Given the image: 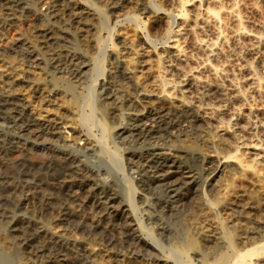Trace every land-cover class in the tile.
<instances>
[{
	"label": "bare ground",
	"instance_id": "1",
	"mask_svg": "<svg viewBox=\"0 0 264 264\" xmlns=\"http://www.w3.org/2000/svg\"><path fill=\"white\" fill-rule=\"evenodd\" d=\"M31 1L29 5V12H32L31 14L16 16L14 18L15 21L7 22L8 29H5L4 26H2L4 29L0 28V89L6 86L8 88H5L6 93L14 92L19 97V102L10 101V106L6 110V118L13 120L14 123H19L14 124V128H19L24 135L27 134L35 139L39 138L49 149H53L52 147L57 139L75 150L94 148L96 143L95 137L93 139L91 134L92 129H101L103 137L110 133V126L103 119V114L99 112L100 116L102 114V117L95 115L96 109H94V106H98L94 103H96L95 100L99 96V104L101 106H99L98 110H103L105 106L107 109V105L104 104L105 106L103 107L102 103L106 102L107 98L111 96L106 92L107 89L105 88L107 87L101 82L93 84L87 93L80 92L81 89L78 91L79 86L76 83L83 76L86 77V73L91 67L89 59H87L88 57L85 54L87 52L82 51V45H77L74 42V38H76L75 31H81L84 26L88 25L90 17L92 18L97 13L99 14L100 8L89 0H87V3L81 0ZM204 1L198 0L196 3L192 2V5L189 0H179L180 8L178 7L179 9L176 14L179 19L177 27L169 31L166 40H164L166 44L163 42L164 46L162 48L164 49H162L161 53L157 54L159 60H163L164 62L172 56L175 60L182 63V65L183 63L185 65L189 62V58L188 53L184 50V45L190 43L196 48H201L202 50L200 51L202 53L204 50L205 56L203 60L200 63L198 62V65L195 63V67L185 68V66H182L181 69L179 68L177 70L178 77L176 76L178 79L174 78L175 76L173 77V69L170 68L168 70L166 67L165 70V66L163 65V69L153 74V86L151 85L153 88H143L139 92L138 98H141L147 104H141V108L129 111L128 115L126 114L127 121L125 119V122L118 121V125L120 126L116 124L118 126L117 134H126V138L128 137V133L131 132L136 137V140H141L139 146L133 151L134 157L142 159L143 163L148 164L149 169L152 167L150 174L144 175L143 181L145 183L143 185L148 186V184L150 185L154 182L161 183L165 187L169 197L178 200V204H180L175 209L170 210L168 199L156 198L157 205L161 208L166 207V210L169 209L168 212L174 214V217L177 218L176 229L172 231L169 227L168 230H165L171 240L173 239L171 245H164L158 238L161 236L159 234L161 230H159L158 234L160 236L158 237L152 236V233H147V236H142V234L136 235L137 237L134 236L133 240L131 239V245L133 246L131 249L139 253H153L156 256L154 264H264V166L262 165L264 161V138L258 135L259 138L257 139L250 137L251 139L246 141L243 137L245 135L242 136L239 134L240 131H237L240 125H236L235 121H230V125H226V127L216 125L220 127L216 131L206 121L209 117L219 116L224 113L227 105L235 99L244 98L246 94L244 93V89L246 88H243V85L247 82V84L251 83L252 88L257 91L262 89L261 78L253 70L255 69V64L249 61V63H246L245 61L244 65L238 64L240 67L235 69L239 71L235 72L234 70L232 72L230 67L236 68L237 66L235 67L231 64L228 70L227 63L224 62V64H227V66L225 65L226 68L222 65V62L221 65L213 64L211 60L218 57L221 52H224L222 51L225 49L223 45H225L224 42L227 44L228 39H231L230 42L232 40L239 41V39H243L245 40V42L243 41L244 44H242L244 48L241 47L244 51L254 55L255 58H258L264 64V61H262L264 51L260 50L261 46L264 47L263 28L261 27L262 30L260 31L259 28L257 29V25V27L255 26L256 29H253L254 26L253 28H249L243 23L242 14L239 15L240 13L236 12L239 9L235 6L236 0ZM186 2L187 4L189 2L190 6L192 5L191 8H187L189 17L184 16ZM112 8L119 16L124 14L120 4ZM157 8L155 11H160V8ZM36 21L39 22V27L36 25L38 28L35 30L34 41H20L22 50L25 49V53H21V56L8 54L4 48L7 50L14 48L13 45L15 43H13V40L15 39L13 37H15L14 34L19 29L18 25L21 26L25 23V25L31 26ZM57 21L61 22L62 25H58ZM199 30L204 31V33L209 30L212 38L198 36ZM201 34L200 32L199 35ZM71 36L73 42H71V39L70 42L67 40ZM150 40V38H144V41L149 45L152 41ZM168 42L170 43L167 45ZM102 43L100 38L96 36L93 38L90 48L92 47L97 52H100L103 50ZM128 44L125 41L123 48L129 49ZM235 44L237 43L235 42ZM83 47L84 49L85 47L87 48L84 45ZM169 53L172 55H169ZM116 57L125 75L129 79L136 80L135 65H131V60H128V56L126 58V56L120 53ZM31 58L32 61H30ZM262 63L261 65H263ZM252 65L254 66L253 69ZM99 66L94 65L96 71ZM230 70L232 73L229 72ZM234 72H238V74ZM259 75L261 76V73ZM219 80L226 83L223 85ZM74 81L77 82L74 83ZM152 96L155 99L151 100ZM104 97H106V100L103 99ZM212 98H217L222 103L219 102L221 104L215 105L209 103L210 101L207 102V99ZM119 100L118 102H121ZM138 102L139 99H128L129 104H139ZM117 119L119 120L120 118ZM231 119H235L233 118V114ZM77 121L84 124L82 126L85 127L86 131L79 128L80 125H78ZM248 126H250L249 123ZM225 131H229L232 141L228 140L225 136ZM242 132L244 131L242 130ZM157 133L159 135L154 138L153 134ZM162 137L175 141L177 143L175 148L167 149L165 148L166 146L163 147L161 143L163 139L159 140ZM18 139L13 137H9L8 139L5 138V135L0 134V146L8 149L18 148ZM100 142L103 143L102 138ZM250 150L254 152L251 151V153ZM248 153L249 155H253L252 158L248 159L244 157ZM53 155L56 156L54 152L47 154L46 159L39 164V167H34L33 169V175L39 176V184L44 183V181L48 183L55 181L57 185H55L56 190L59 188L68 189L71 194L70 197L81 203L87 201V198L89 200L93 198L98 209L102 210L104 215L108 214L107 210L116 205V202L118 204L120 202L122 210L128 211L127 220H124L121 225L124 227L122 231L133 230L131 221L128 220H133L135 216L132 211L134 205L131 196L134 188L131 185H127L129 193L127 202L123 203L112 193L103 190V187L99 182L95 181L92 176L93 174L91 175L92 171L90 172L86 165L79 164V160L78 164L74 163L76 156L70 154L64 156L65 154H63L60 157L57 154L56 158L59 160L60 165L54 168L53 165L56 159H54ZM112 157L117 160L113 155ZM17 163L18 159H15L12 163L5 164L4 166L5 168L8 167V169L15 170ZM13 172L15 173V171ZM17 182H11L10 191H12L13 196L19 204L24 203V206H26L25 198L20 193L24 192V190L25 193L26 190H28L27 193L31 190L33 191V188H37L38 185L29 181ZM203 182L205 184L207 182L211 186L210 198L203 196L201 194L202 191L197 189L198 183L202 184ZM82 186L89 193L86 200L84 198L81 199L78 192L73 190L75 187L83 188ZM158 186L160 185L158 184ZM81 192L83 193V191ZM184 194L185 196L183 197ZM25 195L27 196V194ZM36 195L37 193L34 196ZM195 195L199 200L192 205L189 203V208L184 211L185 205L189 201H192ZM40 199L42 204L46 206L53 200L45 193L40 195ZM69 205L71 206V204ZM58 210L57 216L55 214L52 215V213H48L47 217L45 216L49 221L48 225L44 223L39 225L40 231L43 233L42 235L54 241L53 244L56 242L60 246L71 244L81 247L84 252V262L86 261L87 264H103V261L105 264H123L120 263V260L124 258L128 259L129 264H142V262L135 263L130 261V259L136 261L137 257L127 255L128 253L122 254L118 258L119 260L113 258V255H110L109 252V256H107L105 252L104 254L101 251V247L95 245V242L92 240L85 242L87 239H84V241L71 231L70 223H79L86 220L99 221L94 218L95 216H91L88 219V217L83 216V212L81 214L79 210L66 207L65 205L59 206ZM237 210L238 213L235 215ZM156 218V221L159 220V217ZM116 233V235L120 234L118 231ZM100 241L102 240L100 239ZM192 258L196 259V262ZM113 259L117 261H113ZM63 260L60 264L67 263V261Z\"/></svg>",
	"mask_w": 264,
	"mask_h": 264
},
{
	"label": "rangeland",
	"instance_id": "2",
	"mask_svg": "<svg viewBox=\"0 0 264 264\" xmlns=\"http://www.w3.org/2000/svg\"><path fill=\"white\" fill-rule=\"evenodd\" d=\"M30 1L31 0H0V24H1L0 28L4 26L5 29H8L7 27H9L8 26L9 21H15L14 18L16 16L19 17L20 15L26 16V15L31 14L32 12H29L30 11L29 5L31 4L32 1L31 2ZM81 1L85 3L88 2L87 0H81ZM89 1L93 2L94 5L100 8V13L99 14L97 13L99 17L96 16L97 14L94 15L92 18L90 17L88 21V25L84 26L81 31H78V32L75 31L76 35L75 34L74 35L76 38H74V42H76L77 45L79 44L82 45V47L83 45L87 46L88 49L86 47L85 49L84 47L83 48L81 47V49L82 51H85L90 54L89 55L85 53L86 56L88 57L87 59H89L91 68L87 71L86 77L83 76L81 79L78 80V82L74 81V83L77 82L76 84L77 86H79L78 91L81 89L80 92L87 93V91H89L90 87L93 84H96V83L98 84L101 82L107 87L105 88L107 89L106 92H108L111 97L112 96L115 97V98L113 97L107 98V100H106V97H104L103 99H105L106 102L102 99L104 101V102L102 101L103 107L107 105V109L105 106L103 110H98L100 108L99 106H101L99 104L100 103L99 96H97L98 102L97 100H95L96 103H94L98 106V107L94 106V109H96L95 115L99 117L100 116L99 112L103 114V119L105 120L107 125L110 126V129H109L110 133H108L107 136L105 135V137H103L101 133V129L99 130L96 128L92 129L91 134L93 136V139L95 137L96 144H95V147L91 149L75 150L69 146H66L67 145L66 143L64 145V142L58 139L55 140L56 143L54 142V145L52 147L53 149H49L47 145L44 142H42L39 138L35 139L33 137L28 136L27 134L24 135L21 132V130H19V128H16V127L14 128V124H19V123H14L13 120L7 119L6 110L10 106V101L13 100V102H19V97L14 92L6 93L7 92L5 90V88H7L6 86L0 89V134L5 135V138H8V139L9 137L19 138L18 148L8 149L6 147L0 146V167H2L0 169V264H60L63 259H64L63 261H67L66 264H87L86 261L84 262L85 260L83 259L84 252L81 247L73 246L71 244H65L63 246H60L56 242H55L56 244L55 245L53 244L54 241L46 238V236L42 235L43 233H41L40 231L39 225L43 223L45 225H48L49 221L47 218H45V216L47 217L48 213H52V215L53 214L56 215L57 212L59 211L58 210L59 206L61 205H65L66 207L79 210V212L81 214L84 213L83 216L88 217V219H90L91 216L92 217L95 216L94 218L100 221V222L99 221L93 222V221L86 220V221L79 222V223L72 222L69 224V226H71L70 227L71 231L77 236L81 237L82 240L87 239L86 241L84 240L85 242H87L88 240H92L93 242H95V245L98 247H101L102 248L101 251L103 253L105 252L106 254L105 253L104 254L107 256H109L108 255V252H109L110 255H113V258L118 259L122 254L128 253L127 255L137 257L136 261L133 259L132 260L130 259V261H133L135 263L142 262V264L143 263L144 264H147V263L154 264L156 256L153 253H139L131 249L133 248V246L131 245V242L133 240L132 238L138 234H142V236L144 235L147 236L146 235L147 233L149 234L152 233L151 235L155 237H158L161 235L158 238L166 246H169L173 243V239L171 240L170 236L168 235L167 231L165 232V230H168L169 227L172 231L176 229V221H177L176 219L177 218L174 217V214H170L168 212L169 209L166 210L167 209L166 207L161 208L159 205H157L156 198L168 199L169 200L168 205L170 207V210H173L176 207H178L180 205L178 204L179 201L170 198L165 190V187L161 183L154 182L150 185L148 184V186L143 185V183H145L143 181L144 175L150 174V169H152V167H150L149 169L148 164L143 163L142 159H138L134 157L133 151L139 146L141 140L139 141L138 139L136 140V137L131 132H129L131 136L128 133V137L125 138L126 134H123V135L117 134V129H118V126H120L118 125L119 122L121 121L125 122V120L127 121L128 119L127 113L129 111H132L135 108L137 109L141 108V104H147V102H144V100L142 101L141 98H138V96H139V92L141 91V89L143 88L150 89V87L151 89L153 88L152 87L153 86L152 82L154 79L153 74H156L158 70L163 69L162 67L165 66L164 67L165 70H166V67L168 68V70L170 68L173 69L172 70L173 72L171 71L173 74V77L175 76L174 78L178 79L177 70L179 68L181 69L182 66H185V68H189V67H195L196 64L198 65L201 62V60H203V57L205 56L204 50L202 53V51H200L202 50L201 48H196L192 46L190 43H187L184 45V50L186 53H188L187 55L189 58L188 59L189 62L187 64L184 65L183 63L182 65V63L175 60V58L172 56L167 58V60H170V61L166 60L167 62L166 61L164 62L163 60H159L157 54H159V52L161 53L162 49H164L162 48V46H164V43H165L164 40H166V36L168 35L170 30H173L177 27V22L179 19H178V16H176V14H177V10L180 8L179 0H114V1L112 0H89ZM189 2L192 4V2L196 3L198 2V0H189ZM189 2L188 4L186 2L184 6V13H185L184 16L186 17L190 16L187 11V8L188 7L191 8L193 5L192 4L190 6ZM235 2L236 4H238V5L235 4V6L239 8L237 9L236 12L237 13L239 12L240 13L239 15L242 14L241 16H242L243 23H245V25L249 28H253L254 26L253 29H256L255 26L257 25L258 26V27L256 26L257 29L259 28L261 31L263 28L262 31L264 33V0H245V1L236 0ZM204 3L206 4L205 1ZM118 4L121 5V7L123 8V10L122 9L121 10L124 11V14L120 16L115 11H113V8H112L114 6H117ZM157 7L160 8V11H155ZM33 23L31 26H27V24L25 25V23L22 24L21 26L18 25L19 26V29L17 30L18 32L16 31V33L14 34L15 37H13L15 39L13 40V43H15V45H13L14 48L12 50H7L6 48H4L8 52V54L21 56V53L23 54L25 53V49L22 50V45L20 41L21 42L23 41L27 42L29 40L34 41L35 33H36L35 30L39 27L38 26L39 22L36 21ZM57 24L62 25V23L58 21H57ZM36 25L38 27H36ZM207 31L205 32L206 33L205 34L204 31L199 30V33L201 32L202 34L199 35L198 33V36H204V37L207 36V38L209 39L212 38V35L211 33H209V30ZM77 33H78V37H77ZM82 36L83 38H81ZM85 36L88 38H86ZM96 36H98L100 40L103 42L102 43L103 50L100 52H97L92 47L90 48V44L92 46V40ZM144 38H150L152 40V41L150 40L151 43L149 42L150 45L144 41ZM70 39H71V42H73L72 36L69 37V39L67 40L70 42ZM230 40L231 39L227 40V44L226 42H224L225 45H223V48L225 49L222 50L224 52L220 53L219 55L220 57L218 56L212 59L211 63L221 65V62H222L223 63L222 65L224 66L225 65L227 66L228 64L227 66L228 70L231 64H233L235 67L237 66L236 68L230 67L232 72L235 69H238L240 67L239 65L240 64L242 65L245 61L246 63L250 62L252 64H255L254 65L255 69H253L254 68L253 65H252V69L256 72V75L259 78H261L260 80L262 83L261 84L262 89L257 91L254 88H252V86L250 85L251 83L247 84L248 82L246 81L247 83L244 84L245 86L243 85V88H246L244 89V93H246L245 97L242 99H235L234 101H232L231 103L227 105L224 113H222L219 116L209 117L212 119L209 120V118H207L206 121L208 125L210 124V127L212 129L214 128L213 130L215 131L217 128L226 127V125H230L229 124L230 121L231 122L235 121L236 125H240V127H238L239 130H237L238 132L240 131L239 134L242 136L243 135L247 136V137L243 136L246 141L250 140L251 138L257 139L259 138L258 135L259 136L261 135V138H264V134H263L264 133L263 132L264 131V114H263V110H264V85H263L264 84V67L263 66L264 64L258 58H255L254 55L244 51L243 49L244 45L242 46V44H244L245 40L239 39V41L232 40L231 42ZM125 41L129 43L128 44L129 49L123 48ZM170 42H168L167 45ZM235 42L237 44H235ZM260 48H261L260 49L261 51L262 50L264 51V47L261 46ZM120 53L126 56V58L128 56L129 58L128 60H131V65L133 66L135 65L137 67L136 68L134 66V68L136 69L135 70L136 80L131 79V78L129 79V77H127L124 71L122 70V67L118 64L116 55ZM169 55H172V54L169 53ZM249 55H252V56H249ZM30 61H32V58L30 59ZM229 61H230V64H229ZM262 61H264V58L262 59ZM224 62L227 64H224ZM169 63H171L170 66H168ZM261 63L263 65H261ZM95 64L97 66L100 65L97 69L98 72L95 70V67H94ZM178 65L179 67H177ZM231 70L229 72H231ZM236 71H239V70H235V72ZM260 73H261V76L259 75ZM235 74H238V72ZM219 82H221L223 85L226 83V82L225 83L222 82L221 80H219ZM130 98L131 100L134 98L137 100L139 99V102H138L139 104H136L137 102L129 104L128 99ZM118 99H120L119 101L121 102H118ZM153 99H155L154 96H152L151 100ZM212 99H207L208 100L207 102L210 101L209 103L215 104V105L222 103L220 100L218 101L217 98H212ZM249 108L251 109L249 110ZM102 114L100 117H102ZM232 114H233V118H235L233 120L231 119ZM117 118H120V119L118 120ZM77 122H78V125H80L79 128H81V130L83 131H86L85 127L82 126L84 124H82L79 121ZM248 123L250 126H248ZM242 130L245 132V134L244 132H242ZM252 134L253 136H251ZM158 135H159L158 133L153 134V137L156 138ZM225 136L228 138V140L230 139V141H232V137L229 134V131H225ZM100 137L102 138L103 143L100 142L101 140ZM159 140L160 141L162 140L165 142V144H163L164 142L161 141L163 147L166 146L165 148L167 149L168 148L174 149L175 145L177 144L172 139H168V138L164 139V137L160 138ZM41 143H44V144H41ZM251 151L253 150H250V152ZM50 152H54V154H56V156L53 155V157H55L54 159H56L57 161V162L56 161L54 162V165H53L54 168H57V166L59 167L60 165L58 162L59 160L56 158L57 154L59 156L60 155L62 156L63 154H65L64 156H66V154L76 156L74 163H77L79 160L78 162L79 164L86 165V167L90 170V172L92 171L91 175L93 174L92 176L94 177L95 181L99 182V184L103 187V190L104 191L106 190L107 192L112 193L115 197H117L118 200H121L123 203L127 202V196L129 193V190H127L128 189L127 185L128 184L131 185L134 188V190L131 193V196H132L133 205H134L132 211L134 212L135 216L133 220L132 219H128V220L131 221V226L133 230L126 231V232L122 231L124 227L121 225L123 224L124 220H127L126 216H127L128 211L125 212L124 210H122L121 208L122 204L120 202L119 204L118 202H116V205H114L113 207L109 208V210H107L108 214H105L107 216L106 217L104 215V212L98 209V206L95 200H93V198H91L90 200L89 198H87L89 193L86 191V189L83 186H82L83 188H76V187L73 188L74 191L78 192L81 199L84 198V200H86L87 198V201L81 203L80 201L78 200L75 201L73 198L70 197L71 194L68 189L59 188L58 190H56L57 185L55 181L54 182L52 181L51 183L44 181L45 184L44 183L39 184V178H38L39 176L33 175V169L34 167H39V164L46 159L47 157L46 155L50 154ZM249 153L247 155H244V157L248 159L252 158L253 155H249ZM112 155L117 160H115L112 157ZM15 159H18L17 167L15 168V170H11L10 168L8 169V167L5 168L4 166L5 164L7 165L8 163H12L13 161H15ZM262 165L264 166V161L262 162ZM13 171H15V173ZM17 181L21 183L29 181V182H34L36 185H38L37 188H33V191L31 190L27 193L28 190H26V193H25V190H24V192L22 191L20 193L22 194L23 198H25L24 201H25L26 206H24V203L19 204L16 201L15 197L13 196L12 191H10L11 182H17ZM203 183L202 184L198 183L199 185H197V189L202 191L201 194L203 196L210 198L211 197V190H210L211 186L207 182L206 184L205 183L203 184ZM158 184L160 186H158ZM81 191H83V193ZM36 193L37 195L34 196ZM42 193L49 195V197L53 199L51 200V203H49L48 206L43 205L41 202L40 195H42ZM25 194H27V196ZM55 194H56V197H55ZM184 196L185 194L183 195V197ZM197 200H199V198L197 199L196 195L193 196L192 201H189L185 205L186 208H184V211H186L189 208V206L194 204ZM60 202L63 204H61ZM72 202H73V205H72ZM189 203L190 205L188 206ZM69 204H71V206ZM238 210L235 212L236 213L235 215H237ZM39 215H40V218H39ZM156 217H159V220L156 221L157 219ZM160 223H163V224H160ZM142 226H144V228H142ZM159 230H161L162 232L161 231L159 232ZM116 231H118L120 234L116 235L117 234ZM158 232L160 235L158 234ZM115 237L119 239V241H117ZM100 239L102 241H100ZM192 259L193 261L196 262V259L194 258ZM113 261H117V260L113 259ZM120 261H121L120 263L129 264L127 258H124L123 260H120ZM103 264H105L104 261H103Z\"/></svg>",
	"mask_w": 264,
	"mask_h": 264
}]
</instances>
